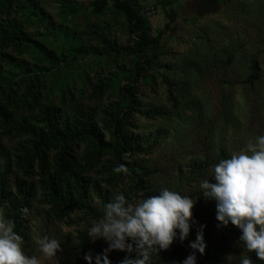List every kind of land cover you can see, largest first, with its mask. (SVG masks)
I'll return each instance as SVG.
<instances>
[{"label":"rangeland","instance_id":"374dc122","mask_svg":"<svg viewBox=\"0 0 264 264\" xmlns=\"http://www.w3.org/2000/svg\"><path fill=\"white\" fill-rule=\"evenodd\" d=\"M134 1L155 40L144 55L130 51L136 38L111 0L105 8L96 0H0V208L15 219L24 252L42 264H87L86 254L95 264L108 245L90 240L88 228L114 194L126 197L138 180L143 188L130 202L162 187L195 201L188 238L154 252L152 264H180L201 231L197 264H239L241 231L218 227L215 201L199 184L215 183L212 167L264 134V0H220L209 14H198L202 0ZM46 108L58 127L85 121L107 148L91 135L52 139L43 164L30 161L32 143L47 133ZM121 112L131 152L113 150ZM119 164L127 174L113 172ZM74 176L86 180L82 200L73 190V202H54L49 180L72 184ZM18 182L31 192L26 214ZM43 236L60 242L56 260L39 253L35 240ZM107 255L120 264L126 253Z\"/></svg>","mask_w":264,"mask_h":264},{"label":"clouds","instance_id":"9594fccd","mask_svg":"<svg viewBox=\"0 0 264 264\" xmlns=\"http://www.w3.org/2000/svg\"><path fill=\"white\" fill-rule=\"evenodd\" d=\"M113 172L127 174L128 169L119 164ZM209 177L215 183L204 179L199 190L205 198L215 201L218 227L231 224L241 231L239 241L244 251L239 264H253L247 255L252 252L264 261V134L220 160ZM194 204L188 195L167 187H162L158 195L136 202H130L122 193L114 194L104 206L102 218L88 228L90 240L103 239L108 245L102 255L95 257V264H111L107 254L113 250L126 253L120 264H152L154 252L167 250L174 241L183 243L188 238ZM21 211L26 214L28 209ZM14 229L15 222L0 208V264H42L41 258L24 252L22 237ZM35 243L44 259L56 260L60 251L57 239L43 236ZM189 247L193 251L180 264H197L196 252L205 251L202 231L195 241L189 242ZM84 259L93 264L90 254Z\"/></svg>","mask_w":264,"mask_h":264},{"label":"trees","instance_id":"16d2710c","mask_svg":"<svg viewBox=\"0 0 264 264\" xmlns=\"http://www.w3.org/2000/svg\"><path fill=\"white\" fill-rule=\"evenodd\" d=\"M109 0H96V3L99 7L105 8ZM114 7L123 14L127 21V27L129 34L133 35L136 38L135 47L130 51L132 53H137L144 55L146 50L155 44L154 38L150 36L146 30V23L144 18L141 17L139 13V8L136 6L134 0H111ZM27 40V39H26ZM144 68H141L139 75H142ZM123 92L129 93L132 91L130 85H124L122 87ZM44 124L47 129V133L41 131L37 135V139L32 143V150L29 154L30 161H38L40 164L44 162V150L48 147L52 139L63 140V141H74L81 140L86 138L88 135L95 140V145L97 148L103 147L107 148L106 144H102L100 138L95 135L92 127H90L85 121L77 120L71 126H57L55 122V114L51 112L49 108H46L44 111ZM126 115L124 112H121L114 122L113 135L117 139V142L113 148L114 152L121 153L125 151H133L134 144L133 142L124 135L123 124ZM72 184H69L68 181L63 182L59 177L52 178L46 184V189L50 198L54 202L61 203H71L73 202L74 195L79 201L82 200L85 194V183L86 180H80L77 176H74ZM142 181H135L134 186L126 194V198H130L131 195L142 189ZM17 193L20 197V206L19 208L25 209L28 206L29 198L31 197V192H25L22 189V185L18 182L16 184ZM74 190L75 194L73 195L72 191ZM2 196H0V203L2 201ZM17 217V214H15ZM15 222L14 231L18 230V225Z\"/></svg>","mask_w":264,"mask_h":264},{"label":"water","instance_id":"95a60500","mask_svg":"<svg viewBox=\"0 0 264 264\" xmlns=\"http://www.w3.org/2000/svg\"><path fill=\"white\" fill-rule=\"evenodd\" d=\"M220 0H202L198 5V14L213 13Z\"/></svg>","mask_w":264,"mask_h":264},{"label":"built area","instance_id":"2783aa9c","mask_svg":"<svg viewBox=\"0 0 264 264\" xmlns=\"http://www.w3.org/2000/svg\"><path fill=\"white\" fill-rule=\"evenodd\" d=\"M153 13V11L152 10H149L148 12H147V15H150V14H152Z\"/></svg>","mask_w":264,"mask_h":264}]
</instances>
